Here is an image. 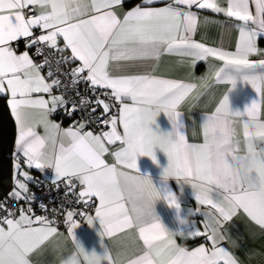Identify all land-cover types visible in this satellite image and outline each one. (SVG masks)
Returning a JSON list of instances; mask_svg holds the SVG:
<instances>
[{
	"label": "snow or ice",
	"instance_id": "snow-or-ice-1",
	"mask_svg": "<svg viewBox=\"0 0 264 264\" xmlns=\"http://www.w3.org/2000/svg\"><path fill=\"white\" fill-rule=\"evenodd\" d=\"M157 2L142 0L143 5ZM225 3L226 7L219 0H173L163 8L137 5L120 17L113 9L122 6L123 0H0V94H10L8 106L16 124L13 153L16 175L9 198L24 199L22 193L28 192L26 181L32 177L20 171L22 157L27 168L54 169L55 179H65L73 191L78 183L82 187L78 200L85 207L92 206L93 198L98 201L94 216H87V223L93 225L98 220L102 238L132 228L138 230L144 251L127 264H238L229 251L218 246L224 237L214 225L222 226L223 221L231 220L242 209L264 228V197L255 195L264 186V121L260 119L264 104V58L250 59L255 55L264 57V51L257 47L259 36L264 35V0H225ZM33 4L39 5L42 12L26 18L23 9ZM173 4L186 5L188 9L195 5L241 22L237 25L239 38L235 50L194 41L198 14ZM37 27L46 34L33 36ZM29 37L32 39L26 40L25 47L38 46L36 54L42 57L39 63L34 62L28 51L17 54L12 47L13 42ZM61 38L63 47L58 43ZM39 45L58 53L70 50V56L62 59L79 62L71 70L73 86L83 81L93 88L111 89L121 108L118 119L113 116L110 121H102L110 123V131L94 135L92 131H83L84 123L61 129L49 119L58 108L67 109L69 103L71 115L77 104L66 101L62 95H52L60 81L49 82L53 75L52 61ZM163 53L191 57L193 68L196 62L215 58L222 62L214 72L216 81L232 84L230 92L240 79L252 86L259 99L241 112L233 111L229 95H224L215 110L203 119V142L190 143L177 109L198 85L150 74H127L144 62L158 61ZM45 67L49 68L47 77L41 71ZM56 68L59 71V61ZM199 87L206 89L208 84ZM126 100L131 104L125 103ZM85 102L81 98L80 104ZM96 103L103 106L105 113L109 111L104 100L97 98ZM161 112L171 122L170 132L153 131L152 125ZM237 120L242 123L243 155L234 127ZM118 121L123 127L122 134L117 130ZM38 126H43L45 135L37 132ZM105 141L109 145L120 143L119 149L111 153L114 158L111 165L103 158L109 152ZM156 148L168 158L163 179L174 177L178 183L190 184L196 202L209 205L218 214L204 213L210 217L205 228L211 234L188 233L192 237L206 235L210 249L203 245L191 251L180 247L174 237L184 233L169 230L157 216L155 203L160 191L152 179L139 174L137 166V158L142 156L155 162ZM165 192L170 194V206L175 204L171 191ZM0 209H4L3 203ZM74 215L73 211H67L65 219L68 235L77 248L69 257L70 264H81V255L87 264L102 261L117 264L106 247L103 255L84 249L74 233L78 227ZM34 223L40 226L33 227ZM53 223L39 216L33 221L23 209L19 219H0V225L7 226H0V264H31L30 254L58 234Z\"/></svg>",
	"mask_w": 264,
	"mask_h": 264
},
{
	"label": "crops",
	"instance_id": "crops-1",
	"mask_svg": "<svg viewBox=\"0 0 264 264\" xmlns=\"http://www.w3.org/2000/svg\"><path fill=\"white\" fill-rule=\"evenodd\" d=\"M219 2L221 6L226 7L225 0H219ZM169 3H173V0H159V2L150 5H143L142 0H123L122 6L114 7L113 10L120 17H122L124 13L132 10L137 5L150 8H163L168 6ZM173 6L182 8L185 11L191 10L198 14V26L193 35L194 41L204 43L206 46L218 47L228 51L235 50L239 38L237 25L241 22L235 20V18L226 17L223 13H215L210 9H199L195 5H193L191 9H188L186 5L173 4ZM251 7L254 12L255 6L252 5ZM25 8H33L34 15L31 17L38 16L42 12L39 5L35 4L28 5ZM34 32H36L38 36L46 34V32L42 31L39 27L34 28L33 33ZM58 43L60 47H63L62 38L58 41ZM257 47L261 51H264V35L259 36L257 40ZM25 51H28L31 57V48H26L25 45L19 52H17V54H22ZM56 53L60 56L64 63L68 64L70 73L73 68L78 66V61L71 62L69 60L65 62L62 59V57L70 56V50L65 51L64 53ZM261 58L264 57L259 55L250 57V59L254 61ZM192 64L193 59L191 57L180 56L175 53H163L158 61L150 60L144 62L142 66L131 68L127 74H150L159 78L173 79L198 85V87L188 96V98L178 107L177 110L181 113V120L184 125V132L188 142L202 143L203 119L215 110L224 95H229V102L233 111L239 110L241 112H243L245 107L250 105L252 101L259 99V97L250 84H247L240 79H237L235 89H232L230 92L229 89L231 86L229 83L216 81L214 72L222 66V62L216 60L215 58L210 57L207 61L196 62L194 68ZM41 71L42 74L47 77L44 69ZM112 74L116 75L119 73L112 72ZM203 83L208 84L206 89L199 87ZM96 88L104 89L99 87ZM107 90L111 92V89ZM42 95H44L46 99L48 98L47 94ZM52 95L60 96V94L54 90H52ZM0 96H5L7 108L10 112L8 106L10 94H0ZM125 103L131 104V101L126 100ZM120 108L121 105L118 103L114 111L117 119L119 117ZM59 110L60 108H58L54 114L50 115L49 119L51 121L58 123L55 117L57 116ZM11 118L13 120L16 137V124L12 115ZM260 119L264 121V104L261 105ZM81 123L83 122L77 119H72L67 123L58 124L61 129H67L69 126L78 127ZM234 127L237 129L238 139L241 140L240 154L243 155L245 154V146L243 144L242 123L237 120ZM152 128L153 131L167 133L172 130V125L167 115L161 112L157 116ZM36 130L40 135H45L43 126H38ZM110 130L111 126L106 131ZM117 130L121 134L123 133V127L119 124V121L117 123ZM83 131L87 132L90 130L85 125ZM93 134L97 135L95 133ZM105 145L108 147L109 152L105 154L103 158L111 165L114 163V158L111 153L119 149L120 143L117 141L115 144L109 145L107 144V141H105ZM154 151L156 156L155 162L147 156L137 158L139 174L152 179L154 186H156L161 192L171 191L174 195H176L179 199L181 215L186 214L189 209L192 210V224L184 229L183 236L179 234L175 235L174 239L176 244L189 251L194 250L201 245L210 249L211 242L207 240L206 235L202 234L192 237L188 235V233L192 231L204 233L207 231L208 234H211L210 230L205 228V224L208 222L210 217L205 216L204 213L212 212L217 216L218 214H216L215 210L211 209L209 205H200L196 202L194 190L190 184L184 183L183 181L178 183L177 179L174 177H170L167 181H165L162 177V173L164 168L168 165L167 155L159 148H156ZM13 153L12 164L14 177V175H16V171L14 169ZM20 164V171L27 172L32 177L30 181H26L28 189L32 184L38 183L42 179L57 181L55 179L54 169L45 168L41 171L35 169L34 167L27 168L22 157L20 158ZM12 190L13 184L9 192ZM25 194L26 193H22L23 196ZM93 202L95 206L98 204V201H96L95 198H93ZM155 212L160 218L161 223L166 228L171 231H176L177 224L175 221V208L170 207L163 200H158L155 203ZM26 214L29 215L33 221H35L37 216L43 217L40 214H34L31 212H27ZM91 215L94 216V210ZM12 219H19V217ZM74 219L78 224V227L74 229L77 241L81 243L84 249L89 253L95 251L98 255H103L104 247H106L109 254L117 262V264H127L129 260L134 259L144 251L143 242L139 239L138 230L136 228L126 230L112 237L105 236L102 238L100 236L102 228L98 220L93 225H89L87 223V216L84 218L74 217ZM0 226H4L5 228L7 227L6 225ZM39 226L40 225L37 223L33 224V227ZM214 227H217L219 233L224 237L223 240L219 241L218 246L224 247L227 251H229L238 260V264H264V228H261L254 221H252L242 209L238 210L231 220L223 221L222 226L214 225ZM57 232V235L50 237L35 252L30 254L29 259L31 264H63V261L67 260L77 251L76 244L72 238L69 237L67 230L63 232L57 229ZM101 241H103L104 247L101 246ZM79 259L81 264H87L83 255H81ZM102 264H104L103 261ZM105 264H107V262H105Z\"/></svg>",
	"mask_w": 264,
	"mask_h": 264
},
{
	"label": "built area",
	"instance_id": "built-area-1",
	"mask_svg": "<svg viewBox=\"0 0 264 264\" xmlns=\"http://www.w3.org/2000/svg\"><path fill=\"white\" fill-rule=\"evenodd\" d=\"M23 13L26 18H29L34 15V10L33 8H24ZM33 36L38 37V34L34 32ZM31 39L32 37L21 38L13 42L12 47L16 52H19L25 45L26 40L30 41ZM37 47L38 46L35 45L31 47V57L34 62L39 63L42 57L36 54ZM39 47L44 48L45 54L49 55L52 61L51 70L53 75L49 78V82L55 79H59L60 81L59 86L54 87L53 90L62 95L66 101H75L77 104V110L72 112L71 115L68 114L71 110V103H69L67 109L61 107L55 117L57 122L63 124L68 120L77 119L83 122L93 133L97 135L103 134L111 125L110 123L104 124L102 121H110L113 116H116L114 111L118 102L112 97L111 92L107 89L93 88L88 82L83 81L73 86V77L70 73L68 64L64 63L60 56L52 49L44 45H39ZM57 61H59V71H57L56 68ZM43 69L47 74L49 68L45 67ZM105 93H107V95H105ZM81 98L86 100L83 105L80 104ZM97 98L109 104V111L107 113L103 111L102 105L96 103ZM93 108H95L94 112L92 111ZM81 190L82 187L78 183L75 190H71L70 187L66 185L65 179L58 181L42 179L28 189V192L24 195V199H5L0 202L4 204V209H0V219L3 217L18 218L21 209L27 213L29 212L28 209L31 208V213L40 214L54 221L52 224L53 227L65 232L68 226L65 223L67 211H73L75 213V218H84L91 215L95 208L94 202H92L91 207H85V205L78 200V194ZM81 212H83L84 215H80ZM9 213H13L14 215H9Z\"/></svg>",
	"mask_w": 264,
	"mask_h": 264
},
{
	"label": "trees",
	"instance_id": "trees-1",
	"mask_svg": "<svg viewBox=\"0 0 264 264\" xmlns=\"http://www.w3.org/2000/svg\"><path fill=\"white\" fill-rule=\"evenodd\" d=\"M14 139L15 128L7 108L6 98L5 96H0V202L10 199L8 198V193L13 184L12 153L14 150Z\"/></svg>",
	"mask_w": 264,
	"mask_h": 264
},
{
	"label": "clouds",
	"instance_id": "clouds-1",
	"mask_svg": "<svg viewBox=\"0 0 264 264\" xmlns=\"http://www.w3.org/2000/svg\"><path fill=\"white\" fill-rule=\"evenodd\" d=\"M230 86L232 88V84H230ZM158 191H160V190L158 189ZM171 195H174V194L171 192ZM255 195L257 197H264V186L259 187L256 190ZM174 196H175L176 203L171 205V206L169 204L170 194L168 192H161L160 191V196H159L158 200H163L167 205L176 209L175 221L177 224V229L175 232H184V229H186L190 224H192V221H191L192 210L189 209L186 214L181 215V207L179 204V199L176 195H174ZM177 205H178V207H177ZM101 246L104 247L103 241H101ZM63 264H70V258L63 261Z\"/></svg>",
	"mask_w": 264,
	"mask_h": 264
}]
</instances>
